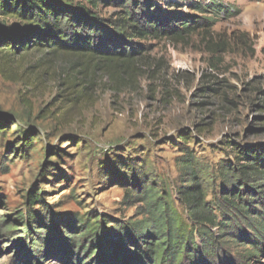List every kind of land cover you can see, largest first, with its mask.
I'll list each match as a JSON object with an SVG mask.
<instances>
[{
    "label": "rangeland",
    "instance_id": "rangeland-1",
    "mask_svg": "<svg viewBox=\"0 0 264 264\" xmlns=\"http://www.w3.org/2000/svg\"><path fill=\"white\" fill-rule=\"evenodd\" d=\"M157 2L160 14L209 19L208 32L184 42H142L146 51L133 77L124 74L116 85L98 75L81 103L61 86L68 69L62 60L48 64L30 54L15 60L14 79L0 72V222L23 229L22 221L32 225L44 214L51 213L52 221L75 216V223L63 225L68 238L80 236L76 227L90 222L118 242L119 228L146 218L139 198H125L137 186L126 166L142 167L146 160L152 178L165 182L163 193H170L172 207L192 231L189 212L175 195L185 149L181 135L189 136L187 147L211 175L206 184L210 202L225 186L219 165L243 159L240 150L250 149L255 157L264 152V0ZM196 2L218 7L200 15L190 7ZM96 12L109 18L115 8L103 4ZM34 188L48 210L39 203L30 207ZM240 227L226 237L212 230L218 244L207 264H264V242H257L251 256L252 231ZM10 236L0 224V264H76L53 239L36 250L14 246ZM126 251L123 257L132 260L123 261L137 263L136 251ZM103 254L99 246L93 261Z\"/></svg>",
    "mask_w": 264,
    "mask_h": 264
},
{
    "label": "trees",
    "instance_id": "trees-1",
    "mask_svg": "<svg viewBox=\"0 0 264 264\" xmlns=\"http://www.w3.org/2000/svg\"><path fill=\"white\" fill-rule=\"evenodd\" d=\"M103 4L115 8L111 17L105 18L96 12ZM168 5L178 7L175 2ZM190 7L200 15H207L218 5L196 2ZM160 12L157 0H82L77 3L73 0H0V21L4 23L0 27V72L7 79H14L15 60L30 54L42 56L40 62L44 59L48 64L62 60L68 69L61 86L73 102L81 103L90 97L98 75L108 76L116 85L124 74L133 77L146 51L142 42L164 39L184 42L199 31L207 33L211 24L201 16ZM25 138L29 140L30 135ZM180 139L185 149L179 165L181 184L175 195L189 212L195 225L192 231L172 207L170 193L167 190L163 193L165 182L152 178L146 160L142 167L133 163L126 166L128 177L134 179L137 186L128 190L125 197L127 202L139 198L145 205L146 218L131 228H119L118 242H112L107 233L90 222L76 227L80 236L68 238L63 225L75 223V216L52 221L51 213L35 218L31 212L30 217L35 221L32 225L22 221L23 229L11 221H1L2 229L12 235L14 246H31L38 250L41 244L50 245L48 238L53 239L57 249L65 247L69 258L75 257L76 264H129L123 261L132 260V257H123L126 249L135 250L138 255V262L133 264H183L185 261L207 264L218 244L212 230L217 228L226 237L239 232L240 224H244L254 237L251 246L254 250L251 256H254L257 242H264V152L255 157L250 149L240 150L243 159L238 156L234 164L219 165L218 177L225 186L220 196L210 202L206 184L211 175L187 147L189 136L183 133ZM41 196L34 188L28 196L29 205L34 207L39 203L48 210L50 206L40 200ZM148 237H152V242ZM99 246L103 257L93 261Z\"/></svg>",
    "mask_w": 264,
    "mask_h": 264
}]
</instances>
